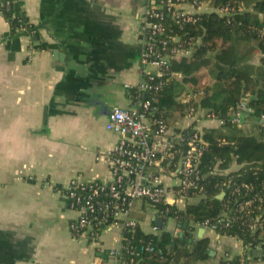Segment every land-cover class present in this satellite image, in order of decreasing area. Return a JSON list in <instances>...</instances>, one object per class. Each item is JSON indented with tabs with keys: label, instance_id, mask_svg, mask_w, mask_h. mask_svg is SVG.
Instances as JSON below:
<instances>
[{
	"label": "crops",
	"instance_id": "obj_1",
	"mask_svg": "<svg viewBox=\"0 0 264 264\" xmlns=\"http://www.w3.org/2000/svg\"><path fill=\"white\" fill-rule=\"evenodd\" d=\"M22 1L36 35L10 37L0 13V264H108L120 228L104 232L101 248L75 238L69 225L76 213L63 189L75 179H112L107 156L120 137L106 123L114 109L134 107L126 86H139L144 71H155L140 61V22L152 2ZM145 214V204H137L145 233L183 237L192 229L169 219L155 232ZM193 229L191 237L209 238L215 253L198 264L246 253L251 264L264 261L263 247Z\"/></svg>",
	"mask_w": 264,
	"mask_h": 264
},
{
	"label": "trees",
	"instance_id": "obj_2",
	"mask_svg": "<svg viewBox=\"0 0 264 264\" xmlns=\"http://www.w3.org/2000/svg\"><path fill=\"white\" fill-rule=\"evenodd\" d=\"M211 12L199 13L195 24H178L173 16L166 17L164 38L173 46V38L191 48L189 57L171 59L169 72L180 75L164 81L160 92L151 90L146 99H154L153 106L163 115L169 126L182 121L190 104L180 100L185 91L202 93L195 107L223 126L198 127L206 143L199 165V189L190 193L194 203L186 202L178 213L175 208L165 219L177 217L192 226L183 237L169 231L159 234L145 233L140 228L133 236L135 245L143 240L152 251L142 255L139 264H198L211 259L209 238H191L193 228L204 224L216 226L214 232L242 242L247 249L264 248L263 229L249 230L253 219L264 213V0H212ZM228 8L227 13L217 10ZM0 10L10 26V37L36 35L38 29L30 23L22 0H0ZM259 57V64L254 60ZM207 71L212 83L201 85V72ZM161 79L150 82L156 85ZM243 99H252L249 116L253 133L232 123V115L242 105ZM200 122H208L205 118ZM196 121L194 122V124ZM177 124V123H176ZM193 123L182 131L184 138L195 132ZM213 124V123H212ZM196 132H198L196 130ZM227 184L234 190L246 185L233 195L230 191L223 198ZM247 200L253 204L246 206ZM162 210V207L159 208ZM163 210H165L163 208ZM227 212L230 222L222 217ZM128 236V235H126ZM243 256L223 258L222 264H241Z\"/></svg>",
	"mask_w": 264,
	"mask_h": 264
},
{
	"label": "built area",
	"instance_id": "obj_3",
	"mask_svg": "<svg viewBox=\"0 0 264 264\" xmlns=\"http://www.w3.org/2000/svg\"><path fill=\"white\" fill-rule=\"evenodd\" d=\"M151 2L140 22V61L145 67H154L155 71H144L139 86H126L134 107L116 108L109 114L106 129L120 137L107 156L112 179L109 182L87 183L75 179L63 189L70 211L76 213L69 225L75 238L88 240L101 248L104 232L111 227L120 228L119 245L108 251V264H139L142 255L152 251L151 246L145 245L143 240L139 241V245L133 242L136 231L141 229V224L135 217L137 204H145L149 224L151 223L155 232L159 230L154 225L156 218L163 219V227L169 219L176 222L179 220L177 217H165L171 208L176 209L175 214L178 209H183L191 199L190 193L199 189V165L206 147L197 126L193 127L195 132L192 136L185 139L182 131H174L163 115L158 114L159 109L153 106L154 99L145 98L151 90L155 93L162 90L163 78L165 81L180 79V75L169 72V63L171 59L189 57L192 53L191 48L185 47L177 38L172 39L173 46L169 45L164 38L166 17L173 16L181 25L195 24L199 13H202L204 0ZM217 11L224 14L228 12V8ZM155 79L161 81L151 85L150 82ZM201 95L202 93L189 94L181 101L183 104H190L184 117L189 121L188 126L203 118L216 126H223L224 121H217L195 107ZM252 112L249 106L242 104L233 113L231 121L240 127L248 121ZM262 119L264 120V116ZM184 129L186 128H181ZM243 187L247 186H237L232 190L230 184H227V190L221 193L220 198L225 197L229 191L234 195L237 190L238 194ZM244 204L250 206L253 200H247ZM229 216L227 212L222 215L227 218V222L231 221ZM253 220V224L249 225L251 232L263 229L264 213ZM201 227L213 232L216 228L207 223ZM246 260L244 257L240 259L241 264H245Z\"/></svg>",
	"mask_w": 264,
	"mask_h": 264
},
{
	"label": "rangeland",
	"instance_id": "obj_4",
	"mask_svg": "<svg viewBox=\"0 0 264 264\" xmlns=\"http://www.w3.org/2000/svg\"><path fill=\"white\" fill-rule=\"evenodd\" d=\"M213 9H212V0H204V5H203V7L201 8V11L202 12H211ZM254 63L255 64H259V57H257L255 60H254ZM200 77H201V85H208V84H210V83H212V79H211V77L209 76V74H208V72L207 71H202L201 72V75H200ZM189 94H195L194 92H192L191 90H188V91H185L183 94H182V97L180 98L181 100L180 101H182L183 99H184V97H187V95H189ZM251 122H252V120L250 119H248V121L247 122H244L240 127L244 130V132H246V133H253V130H252V128H251ZM178 125H177V124ZM176 123H172L173 125H172V129H175V128H179V127H186V126H188V124H189V121H187V120H185V119H183L182 118V121H179V120H177L176 121ZM209 123V122H208ZM215 125L214 124H208V128H210V127H214ZM175 182H177V181H175ZM196 200H193V199H190L189 200V203H194ZM179 221L180 220H178L177 222H178V224H179ZM176 222V223H177ZM171 225V222L169 223V225L168 226H170ZM175 227V229H177V226H175V224H174V226H173V228ZM259 264H264V261L262 262V263H259Z\"/></svg>",
	"mask_w": 264,
	"mask_h": 264
},
{
	"label": "water",
	"instance_id": "obj_5",
	"mask_svg": "<svg viewBox=\"0 0 264 264\" xmlns=\"http://www.w3.org/2000/svg\"><path fill=\"white\" fill-rule=\"evenodd\" d=\"M250 100H252V99H249V100H248V99H243V100H242V104L246 105V104L249 103ZM155 224H156L158 227H163V219H162V218H156V219H155ZM178 226H179V227H182L183 230H186V229L188 228L189 225H188L187 223H184V222H183V219H180ZM191 238H192V237H191ZM200 238H202L201 235H200ZM208 254H209L210 256H215V253H214L211 249L208 250Z\"/></svg>",
	"mask_w": 264,
	"mask_h": 264
}]
</instances>
